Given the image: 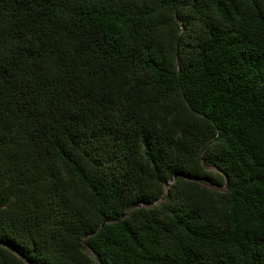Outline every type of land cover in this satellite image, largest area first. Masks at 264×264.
I'll return each instance as SVG.
<instances>
[{
  "label": "trees",
  "instance_id": "obj_1",
  "mask_svg": "<svg viewBox=\"0 0 264 264\" xmlns=\"http://www.w3.org/2000/svg\"><path fill=\"white\" fill-rule=\"evenodd\" d=\"M0 264H264V0H0Z\"/></svg>",
  "mask_w": 264,
  "mask_h": 264
},
{
  "label": "water",
  "instance_id": "obj_2",
  "mask_svg": "<svg viewBox=\"0 0 264 264\" xmlns=\"http://www.w3.org/2000/svg\"><path fill=\"white\" fill-rule=\"evenodd\" d=\"M178 176H179V174L174 175L173 180H174L175 178H177ZM173 180H172V181H173ZM168 185H169V184H166L165 187H168Z\"/></svg>",
  "mask_w": 264,
  "mask_h": 264
},
{
  "label": "rangeland",
  "instance_id": "obj_3",
  "mask_svg": "<svg viewBox=\"0 0 264 264\" xmlns=\"http://www.w3.org/2000/svg\"><path fill=\"white\" fill-rule=\"evenodd\" d=\"M210 188H212L213 190H219L218 188H216L214 186H210Z\"/></svg>",
  "mask_w": 264,
  "mask_h": 264
},
{
  "label": "clouds",
  "instance_id": "obj_4",
  "mask_svg": "<svg viewBox=\"0 0 264 264\" xmlns=\"http://www.w3.org/2000/svg\"><path fill=\"white\" fill-rule=\"evenodd\" d=\"M173 177H174V176H173ZM172 180H173V178L171 179V181H170V182H173V181H174V180H173V181H172ZM167 184H169V185H170V183H167ZM169 185H168V186H169Z\"/></svg>",
  "mask_w": 264,
  "mask_h": 264
}]
</instances>
